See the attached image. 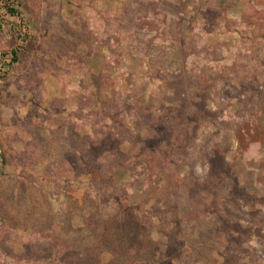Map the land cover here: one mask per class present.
Masks as SVG:
<instances>
[{
  "label": "rangeland",
  "instance_id": "374dc122",
  "mask_svg": "<svg viewBox=\"0 0 264 264\" xmlns=\"http://www.w3.org/2000/svg\"><path fill=\"white\" fill-rule=\"evenodd\" d=\"M0 264H264V0H0Z\"/></svg>",
  "mask_w": 264,
  "mask_h": 264
},
{
  "label": "trees",
  "instance_id": "16d2710c",
  "mask_svg": "<svg viewBox=\"0 0 264 264\" xmlns=\"http://www.w3.org/2000/svg\"><path fill=\"white\" fill-rule=\"evenodd\" d=\"M10 13L15 15V14H17V11L13 10V9H10Z\"/></svg>",
  "mask_w": 264,
  "mask_h": 264
}]
</instances>
